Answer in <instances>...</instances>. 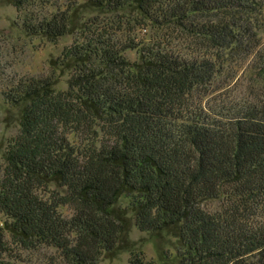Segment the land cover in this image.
Listing matches in <instances>:
<instances>
[{"label": "trees", "instance_id": "1", "mask_svg": "<svg viewBox=\"0 0 264 264\" xmlns=\"http://www.w3.org/2000/svg\"><path fill=\"white\" fill-rule=\"evenodd\" d=\"M83 4L91 15L26 14L31 34L77 38L54 61L67 88L55 69L3 93L20 127L0 175V264H29L20 250L41 246L56 249L53 264L120 250L155 264L132 250L133 225L175 237L178 264H264V0ZM140 27L153 35L138 40ZM250 59L253 83L234 95Z\"/></svg>", "mask_w": 264, "mask_h": 264}, {"label": "rangeland", "instance_id": "2", "mask_svg": "<svg viewBox=\"0 0 264 264\" xmlns=\"http://www.w3.org/2000/svg\"><path fill=\"white\" fill-rule=\"evenodd\" d=\"M30 6L26 11L19 12L11 0H0V175L4 167V154L9 141L19 132L18 110L10 105L4 97V91L9 85L23 77L50 75L56 68L54 61L59 59L64 51L76 40V34H67L51 41L45 36L31 34L25 29L26 14L41 19L44 15L54 13L58 8L66 6L82 8L84 0H29ZM83 12L82 17L91 15L90 10ZM82 14V13H81ZM35 20V19H34ZM138 40H148L153 31L150 28L140 27L136 30ZM264 40V32L262 33ZM131 60L137 58L136 51H126ZM250 59L244 64L238 77L232 82L234 95L244 94L249 90L253 81L249 78L247 70ZM58 77L57 89L67 88L68 71L56 69ZM52 188H55L53 185ZM128 200L121 198L118 206L127 205ZM221 205L220 200H211L205 207L214 211ZM61 212L69 217L72 210L68 206L61 207ZM4 216L0 215V225ZM128 238L132 243V250L142 252L147 260L155 264H178V242L169 234L156 235L139 230L135 225L131 228ZM21 258L29 264H53L58 259L56 249L41 246L35 250H20ZM130 251L120 250L116 256L103 255L98 264H129Z\"/></svg>", "mask_w": 264, "mask_h": 264}]
</instances>
